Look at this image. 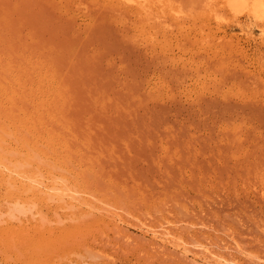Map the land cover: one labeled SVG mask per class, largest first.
Listing matches in <instances>:
<instances>
[{
  "label": "rangeland",
  "instance_id": "1",
  "mask_svg": "<svg viewBox=\"0 0 264 264\" xmlns=\"http://www.w3.org/2000/svg\"><path fill=\"white\" fill-rule=\"evenodd\" d=\"M137 1L0 0V264H264V16Z\"/></svg>",
  "mask_w": 264,
  "mask_h": 264
},
{
  "label": "bare ground",
  "instance_id": "2",
  "mask_svg": "<svg viewBox=\"0 0 264 264\" xmlns=\"http://www.w3.org/2000/svg\"><path fill=\"white\" fill-rule=\"evenodd\" d=\"M122 1L126 2L127 4L128 3L135 4L136 6L141 7L142 9H144V11H146V15H148V16L152 15V12H151L152 10H149V9L145 8V6H142L137 0H122ZM249 13L252 14L253 16H255V17L262 18L264 16V0H252V5L250 7ZM242 30H244V29H242ZM247 32L250 33V31H247ZM260 32H261L260 35H263L264 30L261 29Z\"/></svg>",
  "mask_w": 264,
  "mask_h": 264
}]
</instances>
